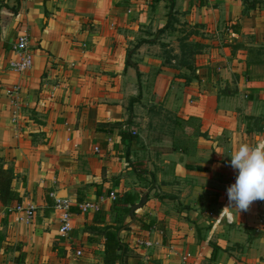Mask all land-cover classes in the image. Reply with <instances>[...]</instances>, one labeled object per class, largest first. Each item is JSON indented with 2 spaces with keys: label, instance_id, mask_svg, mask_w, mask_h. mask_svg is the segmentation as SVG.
Segmentation results:
<instances>
[{
  "label": "crops",
  "instance_id": "1",
  "mask_svg": "<svg viewBox=\"0 0 264 264\" xmlns=\"http://www.w3.org/2000/svg\"><path fill=\"white\" fill-rule=\"evenodd\" d=\"M25 32L33 66L19 73ZM258 141L264 0H0V164L38 206L21 221L18 201L0 203V264H106V224H124L115 264H264L263 206L227 196L231 153ZM126 192L145 200L117 221Z\"/></svg>",
  "mask_w": 264,
  "mask_h": 264
},
{
  "label": "clouds",
  "instance_id": "2",
  "mask_svg": "<svg viewBox=\"0 0 264 264\" xmlns=\"http://www.w3.org/2000/svg\"><path fill=\"white\" fill-rule=\"evenodd\" d=\"M230 156L231 167L238 175L235 183L227 189L232 205L229 207L247 210L253 201L264 200V142L258 141L255 146L241 144Z\"/></svg>",
  "mask_w": 264,
  "mask_h": 264
},
{
  "label": "built area",
  "instance_id": "3",
  "mask_svg": "<svg viewBox=\"0 0 264 264\" xmlns=\"http://www.w3.org/2000/svg\"><path fill=\"white\" fill-rule=\"evenodd\" d=\"M13 49L17 52L18 57L11 58L8 61V67L10 70H14L19 73H24L30 70L33 66V44L31 42V36L28 32H25L17 37L13 44ZM20 90V86L15 85L7 92L11 95L16 94ZM113 198H116L113 194ZM260 204L264 208V200H259ZM72 201L65 197H55L54 207L60 211V225L59 232L63 236L69 234L73 228L72 224ZM83 212H88L93 208H96V204L93 202H86L80 206ZM38 206L34 202L25 203L23 201L16 203L11 210L19 214L21 221H29L37 212ZM77 255H82V250H77Z\"/></svg>",
  "mask_w": 264,
  "mask_h": 264
},
{
  "label": "trees",
  "instance_id": "4",
  "mask_svg": "<svg viewBox=\"0 0 264 264\" xmlns=\"http://www.w3.org/2000/svg\"><path fill=\"white\" fill-rule=\"evenodd\" d=\"M120 134L122 141H125L126 139L131 141L136 138V132L122 130ZM133 165L140 166V161L133 162ZM13 179L14 169L0 164V203L5 206H8L15 201L20 202L22 200L20 193L12 186ZM135 199V196H133L131 192H126L123 195H118L116 197L114 210L117 213V221L120 220V216H128L130 214L132 206L136 204ZM121 227L122 226L106 224L101 232L105 236L104 260L106 264H115L122 258L121 251L123 247L118 238V231ZM255 234L257 235L258 233L256 232Z\"/></svg>",
  "mask_w": 264,
  "mask_h": 264
},
{
  "label": "rangeland",
  "instance_id": "5",
  "mask_svg": "<svg viewBox=\"0 0 264 264\" xmlns=\"http://www.w3.org/2000/svg\"><path fill=\"white\" fill-rule=\"evenodd\" d=\"M183 30V31H182ZM191 32V31H190ZM193 33H195L197 36L199 35V33H200V30H198V29H194L193 30V32H191V34H193ZM180 34H181V36H187V34H188V32H187V28H181V32H180ZM183 46H185L186 44L184 43V44H182ZM181 45V46H182ZM189 46H190V49H191V51H192V49H193V47H194V45H192V43H190L189 44ZM198 47H199V44L198 43H196V45H195V49H198ZM136 135V134H135ZM7 167H11V165L10 164H8L7 165ZM117 226L118 225H120V224H116ZM120 226H124V224H121Z\"/></svg>",
  "mask_w": 264,
  "mask_h": 264
},
{
  "label": "water",
  "instance_id": "6",
  "mask_svg": "<svg viewBox=\"0 0 264 264\" xmlns=\"http://www.w3.org/2000/svg\"><path fill=\"white\" fill-rule=\"evenodd\" d=\"M58 197H65V196L63 194H60ZM144 200H145V198L139 204H134L132 206L131 211H130L131 215H134V211L143 204Z\"/></svg>",
  "mask_w": 264,
  "mask_h": 264
}]
</instances>
